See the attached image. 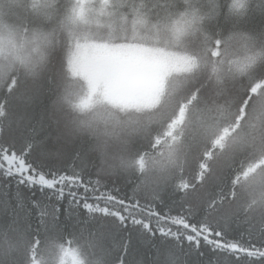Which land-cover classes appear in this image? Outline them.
<instances>
[{
	"label": "trees",
	"instance_id": "obj_1",
	"mask_svg": "<svg viewBox=\"0 0 264 264\" xmlns=\"http://www.w3.org/2000/svg\"><path fill=\"white\" fill-rule=\"evenodd\" d=\"M35 2L36 0H0V5H8L7 16L10 19L7 21L9 24H0V33L7 32L9 35L19 36L22 31L24 36L21 18L25 15L39 20L47 21V17L53 20L43 25L37 24L31 28L32 31L29 30L33 33L37 28H41L39 31L51 33L52 43L44 48L49 50V53L43 59L41 55H37L40 58L39 63L36 62L31 67L20 65L18 68V64L11 66L7 63L5 54L0 55V65L3 66V70L0 71V101H7L6 104L0 103V113H2L0 127L3 128L0 145L8 144L20 149L28 143L39 145L44 137L51 136L66 147L81 146L94 163V167L90 168L86 175L98 174L108 190L119 189L116 192L118 197L125 200L139 197L142 208L146 210L151 205V210L159 211L169 218L179 215L190 223L205 224L214 231L221 230L225 233L224 239L228 243L236 242L241 248L237 253L225 246L223 251L213 253L201 241L204 252L201 258L193 247L183 243L182 237L189 234L190 230L182 226L177 227L161 218L153 220V223L164 229H171V232L166 236H157L155 239L147 236L138 238L134 235L124 255L123 233L93 232L90 226L80 224L79 217L75 215L72 218L61 217L56 224L51 217H47L41 224L38 222L35 210L29 213L26 207L18 208L15 202L9 204L0 197V264H58L59 251L66 246L73 247L79 252L83 264H119L122 255L124 264H264V261L251 259L252 253L248 251L250 243L264 247V211L253 209L255 203L252 198L259 200L253 192L257 184L250 186L243 178L253 163L258 162L259 156L236 148L222 168L216 170L217 174L214 173V177L210 174L199 183L197 182L199 170L187 168L191 165L196 152L192 147L191 138H186L183 146L191 153L187 163H175V170L165 172L163 175L154 168L143 170L137 163V160H142L143 157L147 159L154 156L153 143L157 141V138L154 141V135L160 134L155 128L148 129L149 132L141 140L142 142L133 141L129 144V153L132 162H135L134 166L113 169L114 171L104 168L102 156L96 151L97 140L89 136L90 134L80 135L68 143L63 142L53 108L56 103L61 107L63 97L67 95L65 87L70 84L66 80L74 82L73 85L77 88L69 92L71 104H77L75 107L83 105L92 112L96 110L118 112L115 110L121 107L125 108V111L141 112L152 107L151 102L156 89L152 88L146 94L143 86L132 87L131 79L135 77L133 73L132 77L128 78L119 71L112 72V67L108 63L103 66L88 65L85 73L76 76L78 79L72 78L69 74L73 68L71 63L69 69H67L69 64L65 65L63 74L61 60L67 49L64 47L65 29L62 25L67 16L69 3L66 0H39V5L41 7L47 5V11L50 13L45 17L33 9L32 5ZM125 3L133 4L134 10H138L139 14L153 25H163L164 22L179 15H189L194 21L193 29L196 33H202L207 40L212 38L208 41L209 50H205L201 44L192 49L191 54H199L201 59L182 72H178L183 74L180 75V83H175L173 75L170 76L167 85L161 90L162 98L156 102L171 98L181 87L191 90L190 92L200 90L202 97L200 88L202 84L199 81L208 75L198 74V71L204 65L208 51V58H215L211 49L217 37L227 39V43L246 39L258 43L264 51V15H262L264 0H248L245 10L240 13L235 12L231 0H125ZM122 9L121 14L129 17L130 6ZM203 42L205 40L201 41ZM204 46L208 48L206 44ZM198 47L202 48L197 52ZM141 62L136 65L137 70L141 69ZM12 75H18L19 79L17 87L9 95L3 89ZM241 78V92L248 93L249 89L250 93L256 92L258 84L255 82L258 79L264 80V58L253 69L247 70ZM134 81L139 82V79L136 77ZM258 82L262 84V81ZM144 96H147L149 106L143 109L138 105L136 109L135 104L141 102ZM248 97L251 95L249 94ZM155 103L152 105L154 106ZM197 106L200 109L196 107V114L202 123L198 131L205 133L211 126L208 121L211 118L206 114L205 105ZM247 110L245 105V111ZM243 116L244 112H241L236 120ZM233 125L236 126V122L225 124L223 133ZM221 127L214 131V142ZM242 142L244 149H247L246 142L244 140ZM249 150H252L251 147ZM205 156V153H201L199 162L202 163ZM69 159L65 158L62 163L67 165ZM156 178L157 180H152ZM186 178L192 179L189 182L196 178L197 185L194 190L205 186V192L199 202L188 200L186 195L190 192L192 194V191L185 192L181 188L180 183ZM160 200L162 203L159 202ZM113 207L118 208L119 205L114 204ZM175 233L181 236L179 242L171 238ZM213 239L215 240L216 237ZM236 255H239V259L234 258Z\"/></svg>",
	"mask_w": 264,
	"mask_h": 264
},
{
	"label": "rangeland",
	"instance_id": "obj_2",
	"mask_svg": "<svg viewBox=\"0 0 264 264\" xmlns=\"http://www.w3.org/2000/svg\"><path fill=\"white\" fill-rule=\"evenodd\" d=\"M67 1L69 3L67 16L62 25L65 29L64 47L67 49L61 60L63 74L65 65L69 64L67 68L69 69L71 63L73 68L69 74L76 79H78L77 75L81 76V73H85L88 65L103 66L108 63L112 67V72L119 71L128 78H131L133 73L135 77L131 79L132 87L143 86L146 94L152 88H155L156 92L151 102L152 107L141 112L125 111L123 107L114 109L118 112L109 110L92 112L83 105L75 107L77 104H71L69 92L77 88L73 85L74 82L66 80L70 84L65 87L67 95L63 97L61 107L56 103L53 108L63 142L68 143L80 135L90 134L89 136L97 140L96 151L102 156L104 168L116 170L134 166L135 162H132L129 153V144L133 141L142 142L141 140L149 132L148 129L155 128L160 134L154 135V141L157 138L153 143L154 156L147 159L143 157L142 160H137V163L143 170L154 168L163 175L165 172L175 170L177 163H187L191 153L183 146L185 139L191 138L192 147L196 152L191 165L187 168L199 170L197 175L199 183L210 174L214 177L216 170L222 168L236 148L250 152L251 155L259 156V160L253 163L243 178L250 186L257 184L253 192L259 200L252 198L255 203L253 209L264 211V80L258 79L262 84L255 82L258 84L256 92L250 93L249 89L248 93L244 94L240 90L243 74L253 69L264 58L261 46L242 39L230 41L226 47L222 46L220 56H214L213 59L208 58V51L207 59L198 71V74L208 75L199 81L202 84L200 87L202 97L200 90L190 92L191 90L181 87L171 98L156 102L162 98L161 90L167 85L170 76L173 75L175 83H180L182 73L178 72H182L201 59L199 54H191L192 49L201 44L205 50H209L208 41L212 38L207 40L202 33H196L193 29L194 21L189 15H179L164 22L163 25H153L139 14L138 10H134L133 4L125 3V0ZM231 1L233 9L239 13L245 10L248 2V0ZM129 6L131 15L126 17L121 14L122 8ZM7 8L6 4L0 5L3 13L0 14V24H9ZM47 18L48 22L53 21L52 18ZM40 29L37 28L35 31ZM32 34L28 32L27 35L31 37ZM24 36L22 31L19 36L9 35L7 32L0 33V39L3 41V51L0 55L5 54L7 63L11 66L18 64V68L20 65L31 67L32 64L40 62V58L37 57L40 53H33L27 63L15 59L14 55L10 54L12 42L19 47L25 43ZM202 40L205 42L201 43ZM31 48L32 45H27L26 51L31 52ZM201 48L198 47L197 52ZM43 53L45 57L49 50L43 48ZM24 54L21 53L22 56ZM140 61H142L141 69L137 70L136 65ZM136 77L139 82L134 81ZM144 82L146 83L143 84ZM249 94L251 97L242 106L244 101L242 99ZM139 103L135 104L136 109L139 106L143 109L147 108L150 102L147 96H144ZM198 104L206 106V114L211 118L208 119L211 126L205 133L198 131V127L201 128L202 125L196 114V107L200 109ZM241 112H244V116L236 120ZM235 122L236 126L227 128L223 133L225 124ZM220 126L222 127L214 142V131ZM243 140L248 145L247 149L243 147ZM250 147L252 150H249ZM208 149L210 150L207 151ZM201 153L206 154L202 163L199 162ZM190 180L192 179H183L180 186L185 192L192 191V194L190 192L186 195L188 200L199 202L205 192V186L194 190L197 185L196 178L192 182H189ZM71 252L76 254V264H83L79 252L69 246L59 251L58 264H73L71 257L67 255Z\"/></svg>",
	"mask_w": 264,
	"mask_h": 264
},
{
	"label": "snow or ice",
	"instance_id": "obj_3",
	"mask_svg": "<svg viewBox=\"0 0 264 264\" xmlns=\"http://www.w3.org/2000/svg\"><path fill=\"white\" fill-rule=\"evenodd\" d=\"M32 7L45 17L50 15L47 12V5L41 7L39 0H36ZM21 19L25 43L17 47L12 42L10 54L23 63L29 62L33 53H40L43 59V48L52 43L51 33L34 31L31 37L27 34L33 26L43 25L47 21L28 15ZM29 44L32 45L31 52L26 51ZM2 45L3 41L0 39V52L3 51ZM226 45L227 39L217 37L213 41L212 55L220 56L222 46L226 47ZM22 52L25 53L23 56ZM2 70L3 66L0 65V71ZM18 79V75H12L3 89L4 92L10 95L17 87ZM248 98L245 97L242 106L246 104ZM0 103L6 104L7 101ZM2 134L3 128L0 127V136ZM65 158H70L67 165L62 163ZM93 167L94 163L81 146L66 147L51 136L44 137L39 145L28 143L20 149L2 144L0 145V197L9 204L15 202L18 208L26 207L29 213L35 210L38 222L41 224L47 217H51L56 224L61 217L72 218L75 215L79 217L80 224L90 226L93 232L123 233L124 255L134 235L138 238L147 236L150 239L168 235L171 229H164L153 223V220L161 218L177 227L188 228L190 232L182 237L183 243L193 247L201 258L204 256L201 241L213 253L223 251L225 246L237 253L240 251L241 246L236 242L228 243L224 239L225 233L221 230L214 231L205 224L190 223L179 215L169 218L159 211L151 210V205L146 210L142 208L139 197L128 200L118 197L116 192L119 189L108 190L98 174L86 175ZM159 202L162 203V200ZM114 204L119 207H113ZM141 213L145 214L141 215ZM213 237L216 239L214 240ZM171 238L178 242L181 240L179 233H175ZM248 251L252 253L251 259L264 261V247L250 243ZM67 255L71 257L73 264H76V254L71 252ZM234 258L239 259V255ZM119 264H124L123 255Z\"/></svg>",
	"mask_w": 264,
	"mask_h": 264
}]
</instances>
